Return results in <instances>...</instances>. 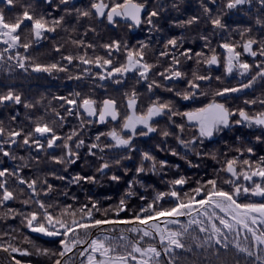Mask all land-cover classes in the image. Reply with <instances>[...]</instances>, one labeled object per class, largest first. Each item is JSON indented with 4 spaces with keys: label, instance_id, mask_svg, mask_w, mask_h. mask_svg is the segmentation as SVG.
<instances>
[{
    "label": "snow or ice",
    "instance_id": "1",
    "mask_svg": "<svg viewBox=\"0 0 264 264\" xmlns=\"http://www.w3.org/2000/svg\"><path fill=\"white\" fill-rule=\"evenodd\" d=\"M17 0H5L6 5L12 6ZM44 3L56 12L61 14L53 16L51 12L36 11L30 4H22L19 14L6 15L3 9H0V44L5 45L0 50V71L6 70L11 73L15 69H21L25 73L32 71L34 73L68 72V65H72L74 61H79L83 65H96L101 69H105L106 75L97 73L100 79L114 78L116 76L124 77L129 72H137L139 79L149 80V75L156 64L149 63L145 60L148 44L140 43L138 48H129L127 43L119 40L104 44L102 47L108 50L109 57L113 50L120 52L123 48L126 55L123 63L118 66L114 65L112 58L102 56L87 57V52L83 55H66L61 60L67 63L62 65L60 62L42 63L38 57L33 56L29 50L38 45L40 41L46 39L49 34L60 31H69L65 27L68 18L75 17L77 21L80 19L93 17L105 18L108 23L115 25L117 18L131 20L133 26H139L146 23L150 26L149 31L157 29L155 19L158 18L165 9L161 5L154 6L145 15L147 8L146 0H91L87 8L77 7L72 0H44ZM260 6V13L257 14L256 25L264 26V0H256ZM212 5V6H209ZM253 5V0H200L202 15H193L190 18L179 22V27H187L199 24L201 19L205 23L211 25L213 31L226 30L228 25L224 22V17L233 10H240L243 6ZM172 8L178 10V3H173ZM251 10V8H249ZM75 31V29H72ZM95 32V28L89 29ZM251 27L244 28L239 31L240 42H225L220 45L226 50L225 71L231 74L234 70H238L243 76L250 74L255 69V73L250 75L247 83L241 84L236 88H223L214 93V97H224L229 93L239 92L242 89L250 88L258 80H264V38H257L253 34ZM86 34V33H85ZM205 41L204 48L194 52L192 48H186L179 51L183 47L184 38L172 37L166 40L163 50L159 52V57H170L171 63L169 67L162 72H157L162 81H173L187 79L188 74L180 70L182 59L184 61L195 59V63L200 65H218L220 58L215 54V49L209 46V37L204 35L201 37ZM80 48H93L91 44L85 45L83 40L68 41ZM55 47V51L59 52L60 47ZM23 49V53L20 51ZM171 50V51H170ZM178 52V55L176 54ZM247 54L253 58H261L259 62L248 63L242 59ZM89 68H84L83 72L87 74ZM73 77H69L72 79ZM76 76L75 79H80ZM213 77L208 75H200L196 71L191 74V79L187 80L188 89L179 91L171 87H165L164 84L158 83L152 79L147 83V89L152 92L154 88L164 87L165 91L174 93V96L182 100H190L197 94L206 95L200 91L202 81H210ZM220 80V77H215ZM120 83V79L115 80ZM126 113L122 116L117 100L106 98L101 102H97L91 97H81L80 93H74V98L53 97L54 100H60V108L64 109L66 115H62L56 108L50 107L51 101H48L49 107L44 109V115L33 119L28 116L29 126L14 127L17 115L13 114L9 117V122L5 124L0 120V156L10 158L13 161H25L24 156H17L13 150L15 148H26L36 153L35 156L30 155V160L36 164L41 163V154L53 164L63 166L64 171L67 167L74 165L81 160L79 149L85 145V140L81 138V131L88 125L95 123L105 124L109 120L122 121L119 129L113 127L107 132H100L95 136V140L99 142L101 137L111 138L112 143H106L101 147L100 143H92L88 147V154L96 156L93 149H99L103 153L106 149L124 148L129 151L133 150V140L139 136H147L150 133L160 132L163 137L175 136L178 143L187 149H191L196 155H208L197 151L196 145H203L204 140H211L214 136L223 133L225 129L231 130L233 126L245 125L246 127L258 126L264 129V99L247 100L246 105L259 104L260 110L249 112L245 108L231 109L226 103H221L213 99V101L204 107L197 108L193 111L181 112L176 106L174 100H163L156 97L152 100L146 110L137 112L138 94L133 89L130 94H125ZM44 97L35 102L26 100L23 94L9 87L7 91H0V107L8 108L11 106L22 105L26 110L35 109L41 105ZM67 106V107H66ZM51 115V120L45 117ZM76 115L79 120L80 131L73 128L70 132L61 135L58 128H62L66 116ZM239 119L233 120V117ZM95 117L93 121L91 118ZM174 117H183L187 121H195L197 126L196 133L190 140L181 138V134L185 132L186 125L184 123L177 124ZM156 118L166 119L169 126H174L176 131L172 132L167 128H159V121ZM138 126H143V130L137 131ZM127 133V134H125ZM258 142L262 141L260 136L256 137ZM59 150L60 154H53L55 150ZM49 150H53L50 153ZM237 155L231 159L224 161L225 170L230 173L236 180L253 181L249 186H242L236 183V180H228L225 183L232 185V191H225L217 186L216 179H209L205 184L192 190L194 195L184 193L183 197L180 192L175 190L170 193H160L156 198L147 205L141 207L138 213H135L131 219H96L94 212H99L98 202L92 203V208L84 205L78 210L79 219H76V211H68L62 209L58 215H54L49 209L54 208L52 204H45L38 197L43 193L48 195L54 191L53 185L49 183L48 177L56 180H67L68 177L58 175L56 171H50L45 175H34L32 178H26L23 175L24 168L28 167L27 163H22L15 168L0 167V220L15 218L20 216L21 223L35 233H41L50 237H61L59 243L60 251H52L48 248H41L34 245V251L27 248L21 249L15 246L11 240L0 243V250L4 252L20 253L22 256L31 257H47L51 264H68V260L64 258L77 249L79 245H86L79 251L81 264H180L177 257V250L191 251L186 242V238L191 235L190 230L196 226L199 233L205 234L203 241L198 237L192 236L197 241L198 248H212L213 254L220 259V252H225L230 245L234 246L237 254H243L244 258H252V264H264V202H238L241 194H251L253 196L264 197V183H257L253 180L258 177L264 181V156L258 161L252 162L249 159H240L244 153L252 154V147L236 148ZM173 155H177L175 151ZM216 159L215 154H211ZM131 159L130 156H122L120 158L109 161L103 155L99 157L101 161L95 169L97 173L103 174L106 169H110L113 164L121 165V161ZM149 161L150 167H144V162ZM166 160H157L150 152L141 154L140 165L135 168L137 174L147 172L155 173L159 168L167 165ZM178 167V166H177ZM239 169V170H238ZM129 169L125 168L127 173ZM113 181L121 179L118 175H112ZM81 181L88 183H96L95 175H81L77 173L71 178V183L79 184ZM187 179L183 176L171 181L173 186L185 185ZM135 183H142L136 180ZM131 184L129 187L131 188ZM203 196L197 199V196ZM27 194V198L21 200L23 205H36L35 210L22 212L9 206V202L17 201L21 196ZM129 191L127 195H132ZM170 195L175 198L173 206L164 208L158 204V201L164 196ZM70 207V206H69ZM127 209L124 199L119 201L116 209H104L103 215L108 216L109 211H115L117 216L120 212ZM211 209V212H209ZM218 210V211H217ZM223 213V215H221ZM189 217L186 223H181L179 217ZM68 217V218H65ZM163 218V219H162ZM111 225H133L128 229H121L120 235H106V229L102 226ZM174 227H172V226ZM210 225V226H208ZM100 229V234L92 238L90 230ZM241 230L244 235L241 241ZM115 231V229H113ZM132 232L139 234V239L133 243L128 242V237L124 232ZM83 233V237L81 235ZM4 236H8L7 232L0 233V240ZM146 237L156 240L157 243H148L146 246L141 245ZM231 237V238H230ZM28 243H32L30 239L25 237ZM122 242V243H121ZM157 244L159 246H157ZM123 247L121 252L119 249ZM13 264H24L14 255L11 256ZM70 259V257H69ZM30 264V262H28ZM239 264V261H236Z\"/></svg>",
    "mask_w": 264,
    "mask_h": 264
},
{
    "label": "trees",
    "instance_id": "2",
    "mask_svg": "<svg viewBox=\"0 0 264 264\" xmlns=\"http://www.w3.org/2000/svg\"><path fill=\"white\" fill-rule=\"evenodd\" d=\"M90 2L91 0H72L73 4L82 8H87ZM146 3L148 7L147 12L156 5H161L165 9L155 19V23L158 26L157 29L149 31L150 26L146 23L135 28L128 21H117L115 26L112 27L109 26L105 18L100 20L99 18L93 17L91 19L84 18L77 21L75 17H72L68 18L67 24L65 25L69 31L58 30L57 33L49 34L38 45H34L29 52L33 56L38 57L42 63L60 62L64 65L67 62L61 60L62 56L69 54L77 56L83 55L86 50L88 58L97 55L112 58L114 65L118 66L119 63H123L125 60L126 53L124 49L122 48L120 52L113 50L109 57L108 50L102 47L104 44L119 40L122 43L126 42L129 48H138L140 43H145L149 46L146 50L145 60L157 65L149 75L148 81L139 79L137 72H129L122 78L116 76L102 80L96 74L106 75L105 69H101L94 64L83 65L78 60L74 61L72 65H68V72H53L52 74H48L29 71L25 73L21 69H15L9 73L3 70L0 71V91H7L11 87L22 93L26 100L35 102L40 100L41 97H44V101L35 109L26 110L22 105L8 108L0 107V120H3L7 124L9 117L16 114L17 120L13 126L27 127L30 124L27 117L32 116L35 119L38 116L44 115V109L49 107L48 101H51L50 107L56 108L62 115H66L64 109L59 107L63 102L54 100L53 97L63 96L74 98L73 94L77 92L81 94V97H91L98 103L106 98L116 99L121 115L123 116L127 111V97L125 94H130L133 89L137 92L139 98L136 108L137 112L146 110L148 104L156 97H160L163 100H174L177 108L181 112L193 111L197 108L204 107L211 103L213 99L221 103H226L231 109L245 108L249 112L260 110L259 104L246 105L244 102L252 99H264V80L258 79L252 87L242 89L239 92L229 93L224 97H214V93L218 90H222L223 88H238L241 84L247 83L250 75L255 73V69L252 73L243 76L238 70H234L231 74L226 73L225 60L227 53L220 45L225 42H240L239 31L247 27L253 29L252 34L258 39L264 38V26L256 25L255 23L257 14L260 13V6L256 3V0H253V5L251 6L246 5L240 10L229 12L224 17V22L228 25L227 29L217 31H213L211 25L205 23L203 19H201L199 24L187 27L178 26L179 22L193 15H202L200 0H146ZM173 3H178V10L171 7ZM22 4H30L39 12H51L53 16L61 14L49 8L44 3V0H17L12 6L6 5L5 0H1L0 9H3L6 15L19 14ZM73 28L75 31L72 30ZM90 28H95V32L90 31ZM204 35L209 37V46L215 49V54L220 58L221 67L219 70L207 69L203 63L197 65L195 59L184 61L181 58L183 62L180 70L188 74L187 79L165 82L156 75L157 72H162L165 68L169 67L171 63L170 57H159V52L163 50V45L167 39L182 36L184 43L179 51L192 48L194 52H197L201 50L206 51L204 48L205 41L201 39ZM69 37L72 40H83L85 45L91 44L94 47L86 49L77 47L67 42ZM60 45H63L60 47V51H55V47ZM4 47L5 45L0 44V50H3ZM20 51L23 53L24 50L20 49ZM176 54L178 55V52ZM242 59L251 64L254 61L259 62L261 58L243 55ZM84 68H89L90 71L85 74L83 72ZM193 71H196L200 75L210 74L213 77L210 81L200 82V91L207 93L206 95L197 94L190 100H182L175 97L174 93L165 91L164 87L154 88L152 92H149L147 89V83L155 79L158 83L164 84L165 87L186 91L188 89L187 80L191 79ZM78 75L81 78L75 79ZM70 76L73 78L69 79ZM217 76L220 77V80L215 79ZM116 79H120L121 82L116 83ZM45 118L51 120L53 117L48 115ZM91 119L93 121L96 120L95 117ZM156 119L159 121V128H167V130L172 132L176 131L174 126H169L166 119ZM173 119L177 124L184 123L186 125L185 132L181 134V138L190 140L197 131L196 124L190 123L183 117H174ZM232 119H239V117L234 116ZM121 123L122 121H109L104 126H99L98 123L94 122L85 127L81 131V138L85 140V145L79 149L82 158L76 164L68 166L67 171H64L63 166L49 162L43 154H41V163L36 164L30 160V155H36L34 151L26 148H15L14 146L13 150L15 154L17 156H24L26 158L25 161H13L10 158L0 156V167H8L11 169L22 163H27L29 166L25 167L23 172L26 178H32L34 175H45L50 171H56L58 175L68 177L67 180L61 181L49 176V183L53 185L54 191L48 195L41 193L38 197L46 205L52 204L55 206L49 209L53 211L54 215H58L62 209H68V211H76L77 216L75 218L79 219L78 210L80 208L88 205V208L91 209L92 203L98 202L100 211L97 212L93 209L94 218L116 220L131 219L135 213L139 212L141 207H147L160 193H170L175 190L180 192L182 197L184 193L194 195L192 190L205 184L209 179H216L219 188L225 191H232L233 186L225 183V181L236 180V178L227 174L224 161L237 155L236 148L252 147L254 149L252 154L245 152L240 159H249L252 162H256L260 157L264 156V142H258L256 140V137L260 136L262 141H264V129L258 126L249 128L245 125L233 126L231 130L225 129L223 133L214 136L211 140L205 139L202 146L199 144L196 145L197 151L208 153V155L202 154L198 156L191 149H187L179 144L175 136L163 137L159 131L150 133L147 136L137 135L133 140V150L131 151L124 148H113L106 149L101 153L99 149H93L96 152V156L88 154V147L92 143H100L101 147L106 143H112L109 137H101V140L97 142L95 136L98 133L107 132L113 127L119 129ZM73 128L80 131L77 116H66V121L62 128H58V132L64 135ZM141 130H143V126H139L137 129L138 132ZM145 151L150 152L157 160H166L168 162L167 165L163 168H159L158 166L155 173L146 171L145 173L137 174L135 168L140 165L141 154ZM173 151L177 155H173ZM49 152L53 153V150H49ZM53 154L58 155L60 151L57 149ZM211 154H215L216 159H213ZM101 155L110 162L122 156H130L131 159L122 160L121 165L113 164L107 174H101L95 171L101 162L99 160ZM144 167L146 169L150 167V162L145 161ZM125 168L129 169L127 173L124 172ZM77 173L88 176L95 175L97 182L88 183L81 181L79 184H73L70 182L71 178ZM112 175H118L121 179L119 181H113L111 179ZM181 176L185 177L188 182L182 186H173L171 181ZM136 180H140L142 183H135ZM253 180L257 183H264L258 177H254ZM236 183L250 187L253 181H244L241 178L236 180ZM130 184L132 185L131 188L129 187ZM129 191L133 194L127 195ZM202 196L203 193L196 198L201 199ZM25 198H27V194L21 196L17 201L9 202V206L22 212L35 210L36 205H23L20 202ZM121 199L125 200L127 209L120 212L118 216L115 211H109L108 216L105 217L103 215L104 209H116ZM174 202V197L166 195L158 201V204L164 208H169L173 206ZM238 202H264V197L241 194ZM209 212H211V209H209ZM21 219L20 216H16L15 218L0 220V233H8V236H4L3 240H0V243L11 240L15 246L21 249L27 248L29 251L35 250L34 245L57 252L61 250L59 243L61 237H50L41 233L32 232L21 223ZM178 219L181 223H186L189 217L183 216ZM132 226L126 224H105L102 228L107 230L105 232L106 235L118 237L121 229L126 230ZM90 233L92 238H95L96 235L100 234V229H91ZM190 233L191 235L186 238V242L191 248V251L177 250L176 253L180 264H236V261H239V264H252V258L245 259L243 254H237L232 245H230L226 252L221 249L220 259L218 260L213 254L212 248H198L197 241L191 238L192 236H196L200 241H203L205 234L199 233L196 230V226H193ZM81 235L83 237V233ZM124 235L128 237L129 244L139 239V234L137 233L125 231ZM243 235L244 232L241 230V241ZM25 237L30 239L32 243H28ZM148 243H157V241L150 237H146L144 241H141L142 246H146ZM157 246L159 245L157 244ZM83 247H86V245H79L77 249H74L72 253H69L64 258L68 260V264H81V260L84 258L80 257L79 251ZM119 250L122 252L124 249L120 247ZM13 255L24 262V264H28V262L30 264H51V261L47 257H26L20 255V253L10 254L2 250H0V264H13L11 259ZM131 264H135V262L133 261Z\"/></svg>",
    "mask_w": 264,
    "mask_h": 264
},
{
    "label": "water",
    "instance_id": "3",
    "mask_svg": "<svg viewBox=\"0 0 264 264\" xmlns=\"http://www.w3.org/2000/svg\"><path fill=\"white\" fill-rule=\"evenodd\" d=\"M147 13V8H146V10H145V14ZM100 20H102V19H104V18H99ZM124 19L123 18H117V21H123ZM129 21V23L130 24H132L133 25V22L131 21V20H128ZM108 22V21H107ZM109 24V26H115V25H113V24H110V23H108ZM140 26V25H139ZM139 26H135V27H139ZM245 56H248L247 54H244ZM218 56V55H217ZM219 57V56H218ZM248 57H250V56H248ZM220 67H221V64L219 63L218 65H211V66H207L206 65V68L207 69H215V70H219L220 69ZM110 121V120H109ZM108 121V122H109ZM190 123H193V124H196V122L195 121H189ZM99 124V123H98ZM106 124V123H105ZM105 124H99V126H104ZM109 170L110 169H106L105 170V172L103 173V174H107L108 172H109ZM227 172V171H226ZM227 174L229 175V176H231V177H233L230 173H228L227 172Z\"/></svg>",
    "mask_w": 264,
    "mask_h": 264
},
{
    "label": "flooded vegetation",
    "instance_id": "4",
    "mask_svg": "<svg viewBox=\"0 0 264 264\" xmlns=\"http://www.w3.org/2000/svg\"><path fill=\"white\" fill-rule=\"evenodd\" d=\"M123 21H127V20L124 19Z\"/></svg>",
    "mask_w": 264,
    "mask_h": 264
},
{
    "label": "rangeland",
    "instance_id": "5",
    "mask_svg": "<svg viewBox=\"0 0 264 264\" xmlns=\"http://www.w3.org/2000/svg\"><path fill=\"white\" fill-rule=\"evenodd\" d=\"M1 1V0H0ZM139 127V126H138Z\"/></svg>",
    "mask_w": 264,
    "mask_h": 264
}]
</instances>
